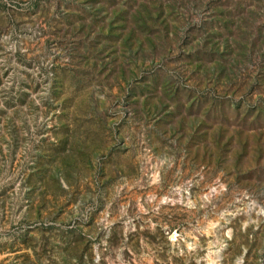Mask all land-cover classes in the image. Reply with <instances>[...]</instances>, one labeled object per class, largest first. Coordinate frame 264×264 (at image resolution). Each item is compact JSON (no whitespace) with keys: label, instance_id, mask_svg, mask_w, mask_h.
<instances>
[{"label":"rangeland","instance_id":"1","mask_svg":"<svg viewBox=\"0 0 264 264\" xmlns=\"http://www.w3.org/2000/svg\"><path fill=\"white\" fill-rule=\"evenodd\" d=\"M0 264H264V0H0Z\"/></svg>","mask_w":264,"mask_h":264}]
</instances>
